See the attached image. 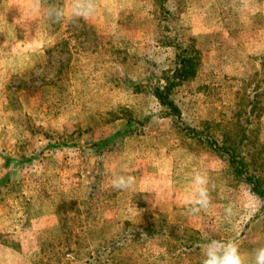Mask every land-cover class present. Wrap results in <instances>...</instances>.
Listing matches in <instances>:
<instances>
[{
  "label": "rangeland",
  "instance_id": "1",
  "mask_svg": "<svg viewBox=\"0 0 264 264\" xmlns=\"http://www.w3.org/2000/svg\"><path fill=\"white\" fill-rule=\"evenodd\" d=\"M96 4L55 23L0 0V264H201L210 239L234 240L252 264L264 0ZM184 57L197 65L179 82ZM197 170L215 187L212 210L193 215ZM120 175L134 190L112 188Z\"/></svg>",
  "mask_w": 264,
  "mask_h": 264
},
{
  "label": "clouds",
  "instance_id": "2",
  "mask_svg": "<svg viewBox=\"0 0 264 264\" xmlns=\"http://www.w3.org/2000/svg\"><path fill=\"white\" fill-rule=\"evenodd\" d=\"M32 12H43L50 21L61 23L65 20L78 22L88 20L96 13V0H70V6L64 7L49 4L45 7V0H28ZM22 11V10H21ZM23 13V11H22ZM193 189L184 197L188 211L193 215L212 210L211 192L214 190L207 174L195 171L192 176ZM136 178L131 175H120L112 180V188L119 191L134 190ZM225 215H233V206L225 208ZM201 264H246L238 244L234 240L210 239L202 246ZM252 264H264V246L256 248L253 252Z\"/></svg>",
  "mask_w": 264,
  "mask_h": 264
},
{
  "label": "trees",
  "instance_id": "3",
  "mask_svg": "<svg viewBox=\"0 0 264 264\" xmlns=\"http://www.w3.org/2000/svg\"><path fill=\"white\" fill-rule=\"evenodd\" d=\"M181 63L182 64L178 68V69H180V72H179L178 77H177L179 82H181L182 80H186V79L191 78V75L195 74V69H196V65H197V62L194 61V59H191L190 57H184L181 60ZM160 98H163L162 95H160Z\"/></svg>",
  "mask_w": 264,
  "mask_h": 264
}]
</instances>
